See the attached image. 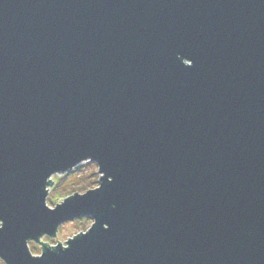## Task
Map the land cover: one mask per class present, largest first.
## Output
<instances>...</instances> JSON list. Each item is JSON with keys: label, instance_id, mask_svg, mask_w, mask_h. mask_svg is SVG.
<instances>
[{"label": "water", "instance_id": "95a60500", "mask_svg": "<svg viewBox=\"0 0 264 264\" xmlns=\"http://www.w3.org/2000/svg\"><path fill=\"white\" fill-rule=\"evenodd\" d=\"M0 218L6 264H264V0H0Z\"/></svg>", "mask_w": 264, "mask_h": 264}, {"label": "rangeland", "instance_id": "374dc122", "mask_svg": "<svg viewBox=\"0 0 264 264\" xmlns=\"http://www.w3.org/2000/svg\"><path fill=\"white\" fill-rule=\"evenodd\" d=\"M98 165L93 161H86L75 167L73 170L65 173H59L52 176L53 184L49 187L47 197V205L54 208L57 203H61L65 198L75 195V193L83 194L90 189H94L99 185ZM94 220L92 217H81L73 221H67L59 226L56 236H43L40 242L48 243L49 246H55L61 242L66 245L69 238L79 233L87 232L92 226ZM58 240V241H57ZM37 241H30L31 250L36 255L43 252V244ZM4 261V260H3ZM4 264H6L4 262Z\"/></svg>", "mask_w": 264, "mask_h": 264}, {"label": "clouds", "instance_id": "9594fccd", "mask_svg": "<svg viewBox=\"0 0 264 264\" xmlns=\"http://www.w3.org/2000/svg\"><path fill=\"white\" fill-rule=\"evenodd\" d=\"M192 61H193V60H192ZM193 64H194V61H193L192 65H193ZM192 65H191V66H192ZM47 207H48V206H47ZM48 208L50 209V207H48ZM2 224H3V221L0 220V225H2ZM103 227H104L105 229H107V228H109V224L105 223V224L103 225ZM26 245H27V248L29 249L31 255L34 257L36 254L33 253L32 250H31L30 239H28V240L26 241ZM63 247H64L65 249H67L69 246H68V245H64ZM53 248H55V247H53ZM0 264H4V261H3V258H2V257H0Z\"/></svg>", "mask_w": 264, "mask_h": 264}, {"label": "snow or ice", "instance_id": "6c2138e0", "mask_svg": "<svg viewBox=\"0 0 264 264\" xmlns=\"http://www.w3.org/2000/svg\"><path fill=\"white\" fill-rule=\"evenodd\" d=\"M0 220L3 221V224L0 225V230H2V229L5 227V221H4L2 218H0ZM43 255H44V254H43ZM43 255H41L40 257H42ZM0 257L4 258L3 256H0ZM4 259H5V258H4Z\"/></svg>", "mask_w": 264, "mask_h": 264}]
</instances>
